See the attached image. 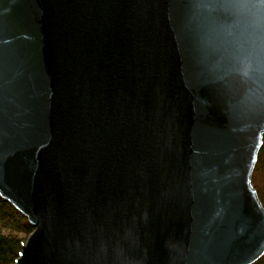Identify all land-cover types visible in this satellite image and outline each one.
I'll list each match as a JSON object with an SVG mask.
<instances>
[{
	"label": "water",
	"instance_id": "water-1",
	"mask_svg": "<svg viewBox=\"0 0 264 264\" xmlns=\"http://www.w3.org/2000/svg\"><path fill=\"white\" fill-rule=\"evenodd\" d=\"M264 0H0V197L16 264H254Z\"/></svg>",
	"mask_w": 264,
	"mask_h": 264
},
{
	"label": "trees",
	"instance_id": "trees-1",
	"mask_svg": "<svg viewBox=\"0 0 264 264\" xmlns=\"http://www.w3.org/2000/svg\"><path fill=\"white\" fill-rule=\"evenodd\" d=\"M251 184L264 207V136ZM32 231L28 220L0 197V264H16L22 247ZM254 264H264V255Z\"/></svg>",
	"mask_w": 264,
	"mask_h": 264
}]
</instances>
